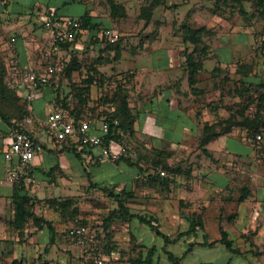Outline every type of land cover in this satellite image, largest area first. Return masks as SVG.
<instances>
[{
    "label": "crops",
    "instance_id": "crops-1",
    "mask_svg": "<svg viewBox=\"0 0 264 264\" xmlns=\"http://www.w3.org/2000/svg\"><path fill=\"white\" fill-rule=\"evenodd\" d=\"M1 7L9 13V20L12 21H7L9 25H0V54L9 64L17 60L21 66H33L35 69L40 67L39 55L43 47L47 46L49 38V32L40 19L41 13L54 10L61 17H80L88 13L94 23H103L90 3H86L79 15L69 14L51 4L45 8L37 4L32 15H29L25 12L26 6L19 0H11L8 5ZM25 21L35 25H24ZM9 29H13L10 34ZM179 31L175 34L161 32L159 37L141 39L134 56H131L130 65L122 67L123 70L129 67L130 75L127 77L122 72L119 76L130 89V107L136 115V139L144 143L147 149L156 147L172 151L170 163L178 160L182 163L177 174L169 182L158 180V171L148 167L146 161L136 162L137 151L134 161L126 158L100 159L98 147L83 149L76 145L78 149L75 151L73 145L67 144L76 143L57 140L37 122L28 126L43 145V151L33 161L34 185L29 189L36 201L35 211L56 225L53 221L55 217L50 215L56 211L46 204L41 212L39 203L44 205L49 199L75 196L71 192L75 185L90 190V183L93 182L103 189L128 191L130 211L144 216L149 213L158 219L157 225L167 237L170 232L178 237L181 223L187 217L192 219L200 215L203 228L199 227L197 233L192 234L195 237L187 242L188 249L219 246L229 255L226 264H264V137L256 141L255 145L246 131L235 129L210 142L204 147L205 150L198 147L204 125L229 118L232 114L230 107L241 101L240 95L230 91L234 87L233 82L240 80L242 75L237 72V68L235 70L233 65L230 66L233 56L229 58L219 52H212L214 49L210 47L211 58L204 61L199 73L200 80L193 90L185 64L187 44L183 40L181 28ZM188 45L189 50H192L191 44ZM236 59V63L244 62ZM215 69H218L217 73H213ZM19 81L15 87L9 78L10 85L17 89L21 103L26 107L28 90L25 83ZM98 89L101 88L92 86L93 100ZM41 94L47 95L46 99L38 102L43 96ZM32 104L33 116L41 120L52 110L60 108L50 85L39 89ZM11 124L0 116V259L7 254L13 256L12 259H21L20 254L25 247L11 226L14 217L11 202L14 182L8 176L9 162L4 157ZM226 135L229 138L227 142L224 139ZM213 143H217V147L213 148ZM114 150H120V146L115 144ZM89 166L96 168L94 174L89 172ZM215 218H219V230L223 227L232 241L231 248L222 242L212 246L200 244L206 237L209 242L221 238V230L220 236L211 238L206 227V222ZM189 225L190 222L186 229ZM33 230L30 233L35 232ZM43 230L46 246L51 235L48 229ZM57 231L56 227V237ZM198 234L201 238L195 239ZM36 236L37 233L33 234L29 242L35 243ZM157 237L164 239L161 247L166 253L172 252L167 249L170 245L165 238ZM37 244L41 246L43 243L36 240ZM142 244L150 246L148 242ZM0 264L3 262L0 261Z\"/></svg>",
    "mask_w": 264,
    "mask_h": 264
},
{
    "label": "rangeland",
    "instance_id": "rangeland-1",
    "mask_svg": "<svg viewBox=\"0 0 264 264\" xmlns=\"http://www.w3.org/2000/svg\"><path fill=\"white\" fill-rule=\"evenodd\" d=\"M19 1L26 6L25 12L29 15H32L33 9H35L34 6H37V4H42L43 8L51 4L60 7V9H63L64 12L69 14L79 15L83 12L86 3H90L103 21L102 25H109V28L118 34L116 40L112 41L108 37H103V41L99 40L95 42L94 40L98 39L95 37L91 38V33L84 31L72 46L74 52L63 49L57 55L59 68H64L73 56H76L82 65L81 69L74 71L70 78L63 75V73L59 75V78H55L59 83L60 92H63V96L71 93L73 91L72 87L83 85L82 80L87 76V70L92 65L97 68L98 73L107 77L105 88L108 90L114 89L119 81H123V78L121 79L119 77L122 72H125L122 75L126 74L127 77L130 75V72H128L129 67L127 70H123L122 67L130 65L131 56H134V51L137 50L141 39L142 41L147 38L153 39L159 37L161 32L166 31L174 34L180 33L179 28H181L183 23H188L193 26L206 25L210 27L214 31V34L206 35L205 42L210 47H213L214 51L212 52H219L221 55L229 58L233 56L230 66L233 65V69L235 68V70L238 62L236 63L234 59L244 60L243 64H250L253 67V70L250 72L252 76L250 77H254V80L264 81V20L257 15V9L252 1L244 2V7L247 12L250 15L253 14L251 18L242 16L238 9L224 5L218 2V0H114L124 7L126 17L120 16V13L111 7L109 0ZM154 4L156 6L153 9L151 18L149 20L145 18L141 19L142 8H149ZM0 5L3 6L1 0ZM1 6L0 25H9L7 21H12L9 20L10 15ZM147 11L149 10L146 9L144 12L146 16H148L146 14ZM24 25L35 24L25 21ZM38 30L41 31L42 29L39 28ZM12 31L13 29H9V34ZM116 43L119 44L120 51L111 48L110 45H116ZM48 47L49 45L47 44L43 49ZM41 52L39 55L40 67L37 69H43L45 67ZM9 70L11 72L9 77L11 80L12 69L10 68ZM101 94V89H98L97 93L94 94L96 97L95 100L100 99ZM41 95L43 96L38 102L45 101L46 99L47 95ZM67 101L69 102L70 111L75 117L78 119L86 118L76 114L78 111H76L75 107L78 100L76 98L74 99L73 94L68 97ZM57 103L61 108L62 100H59ZM112 107L114 105L109 106V108ZM106 108L101 106L99 110L98 108L94 109L98 112L105 113L108 112ZM90 109L92 108L90 107ZM259 135L260 138L258 137ZM263 137L264 133L262 135L250 132L249 135L250 141L254 142L255 145ZM224 139L225 142L229 140L227 135L224 136ZM129 144L134 147L130 139ZM217 145V143L211 144L213 148L217 147ZM251 150L252 148H250V152ZM171 165L178 171L182 163L178 160ZM162 168V166H159L155 171H159ZM88 170L92 174L96 172L94 166H89ZM33 185L34 182L31 186ZM71 192L75 196H72L74 198L73 204L68 206V210L64 211L62 216L57 211L56 213L52 212L50 214L51 217H55L53 221H55V226L58 231L55 242L51 243L48 251L44 250V243L46 242L45 230L41 231V229L36 228L32 222L28 224V234L21 239V243H25L24 250L20 254V257L24 259V264H94V256L91 251L78 245L67 236V231L79 223L90 225L94 229H98L99 233H101V240L100 237L98 238V246L104 253L106 259L105 264H142L143 261L147 262L149 259L150 251H152V254H150L152 259L151 264H172L164 247H161L164 239L157 237L158 235L155 231L150 229L148 225L141 223L137 218L123 219L116 217L113 219L109 229H105L104 218L110 211L118 207V203L109 193L93 188L89 190L79 185H75ZM126 203L131 210L129 200ZM46 204L49 203L46 201L44 205L39 203L41 212L44 210L43 207ZM145 214L151 218L154 224L159 225L158 219L149 213ZM190 220L191 218L187 217L181 223L182 226L180 227L178 237L174 236L175 233L170 232L171 234L168 237L169 241L167 242L170 246L167 249L171 250L179 258L180 264H226L229 255L225 254L222 250L223 248L219 246L211 248L196 246L188 249L189 244L187 242L194 240L193 237H195L192 234L188 235L185 233ZM173 226L176 227V224L173 223ZM206 227L209 230L211 238L214 235L220 236L219 218L207 221ZM31 229H34L33 231L35 232L30 233ZM35 233H37L34 239L35 243L29 242V238ZM199 238H201V235L198 234L195 239ZM36 240L43 244L41 246L37 244V246ZM142 242H148L150 246H145ZM12 257L10 254H7L0 261L3 264H11Z\"/></svg>",
    "mask_w": 264,
    "mask_h": 264
},
{
    "label": "trees",
    "instance_id": "trees-1",
    "mask_svg": "<svg viewBox=\"0 0 264 264\" xmlns=\"http://www.w3.org/2000/svg\"><path fill=\"white\" fill-rule=\"evenodd\" d=\"M111 3V7L120 13V16L126 17V12L124 7L121 4L116 3L114 0H109ZM245 1H252L253 5L257 9V15L264 20V0H218V2L223 3L229 7H233V9H238L240 14L245 17L251 18L253 16L250 15L244 7ZM155 4L150 6L149 8H142V12L140 18H145L149 20L152 16L153 9L155 8ZM148 9L146 16L144 12ZM79 19L82 23V29L84 31H88L91 33V38L95 37L98 40H94L95 42L102 40L101 32L105 28H109L107 25H102V23H94L92 16L88 13L80 16ZM81 32L75 40L68 41L63 45V49L66 51L74 52L72 46L76 41L80 38ZM181 33L183 36V40L186 45V49L184 51V55L186 57V69L189 75V82L194 90L195 85L199 82V73L204 67V61L208 58H211L210 46L205 42L206 35L214 34L209 27L205 25L201 26H193L188 23H183L181 26ZM94 39V38H93ZM191 44L192 50H189V45ZM111 48H115L120 51L119 44L116 45L111 44ZM189 46V47H188ZM82 65L79 63L77 57L73 56L70 61H68L67 65L64 68H59L58 70V78L59 75H65L66 77H71V74L81 69ZM9 62L0 54V116L8 121L12 122L13 120L17 122H22L26 115H28V110L25 105L21 103V96L18 93L17 89L12 87L9 83V77L11 75ZM253 70L252 65L250 64H237V72L242 75V78L238 81L233 82V88L230 92L234 95H240L241 101L237 103L235 106H231L230 110H232V114L229 118L225 120H220L215 123H206L201 131L198 140V147L205 150V146L210 142L216 140L219 136L232 132L235 129H241L247 132L250 135V132L264 133V81L263 80H254V77L250 74ZM218 69H215L213 73H217ZM55 76L50 80L51 83L46 85H50L52 87V91L54 92L55 100L58 102L62 100L61 108L67 109L70 111V106L68 97L73 94L74 99L78 100L76 105V114L81 117H88L93 120L100 119L103 115H107L111 119L117 118L119 120V126L124 131L125 134L128 135V138L131 140V143L135 147L138 152L137 163L140 161H146L148 163V167H152L156 169L159 166L163 168L158 171V180L160 179L162 182H169L173 175L177 174V170L170 163V159L173 156V152L168 148H156L151 147L149 149L145 148L144 143L136 139L135 137V128L134 122L136 120V115L134 114L132 108L130 107V89L126 85L125 82L119 81L114 89L108 90L105 88L107 77L98 73V70L95 66H89L87 70V76L83 78V85L72 87V92L63 96V92H60L59 83L55 80ZM97 85L102 89V94L100 99L93 100L92 98V86ZM70 94V95H69ZM94 105H93V104ZM114 105V109L109 108V106ZM104 108L108 109V112L101 113L98 112L94 108ZM90 107L92 109H90ZM92 111H90V110ZM94 111H96L94 113ZM71 112V111H70ZM239 116H241L239 119ZM263 132V133H260ZM64 141V140H63ZM69 141V140H67ZM68 146L73 145L72 149L77 150V144H67ZM91 148V147H83ZM129 161V160H128ZM131 162V161H130ZM165 171L166 175L162 176L160 174L161 171ZM152 175V174H151ZM157 176V175H155ZM30 186L31 184H26L24 182L14 183V192L11 197V202L13 206V219L11 220V226L13 230L17 233L19 240L25 237L28 232L27 226L29 223H33L38 229L46 228L50 233L49 242L46 244L44 250L48 251L51 243L55 242L56 239V227L52 221L46 219L44 216L38 215L35 211L36 201L35 198L30 194ZM91 188H99L105 190V192L109 193L116 202L118 203V207L112 211L104 218L105 229L108 230L113 219L116 217L123 219L130 218H138L143 223L148 225L153 231L156 232L157 235L163 236L166 242L169 241V238L163 234L157 224H154L151 218L132 213L127 205V200L130 196L128 191H116L114 189H103L98 184L93 182L90 183ZM74 198L71 196L64 197L62 199H49L48 203L50 206L60 213L62 216L63 212L68 210V206L73 204ZM81 224V223H79ZM85 224V223H83ZM199 227L203 228V223L201 220V216L197 215L193 217L190 221V225L188 229L185 231L186 234H196ZM93 228V227H92ZM94 229V228H93ZM97 233H99L98 229H94ZM221 230V238L219 240H215L209 242L207 237L200 244L203 245H215L217 242H222L227 247H232V241L228 239L226 231L223 227H220ZM101 240V233L98 234V238ZM152 251L149 253V259L143 261L142 264H151L152 259L150 257ZM168 258L172 262V264H180L179 258L174 255L172 252L167 251ZM24 259L21 258H13L11 260V264H24ZM47 264V263H46Z\"/></svg>",
    "mask_w": 264,
    "mask_h": 264
},
{
    "label": "built area",
    "instance_id": "built-area-1",
    "mask_svg": "<svg viewBox=\"0 0 264 264\" xmlns=\"http://www.w3.org/2000/svg\"><path fill=\"white\" fill-rule=\"evenodd\" d=\"M10 1L1 0V4L6 6ZM40 19L49 32V47L42 49L41 52L45 67L43 69L23 67L17 60L10 63L11 84L16 87L20 79L27 87L26 108L29 113L22 122L13 120L7 133L8 147L4 151V157L9 162V178L14 183L32 184L34 182L33 161L37 154L43 151V145L34 137L33 131L28 126L37 122L46 128L49 135L59 141L71 140L81 147L100 148V159L136 160L137 152L129 144L128 135L120 128L117 118L111 119L103 115L97 120L88 117L78 119L69 110L63 108L52 110L42 120L33 116L32 101L37 92L41 87L51 83L50 80L54 76L58 78L57 55L62 52L64 44L75 40L83 32L79 17H61L54 10H46L40 14ZM100 35L112 41L118 37L117 32L111 28L103 29ZM11 40L14 41L15 38L12 37ZM258 137L260 138V135ZM115 144L120 146V150H114ZM160 174L164 176L166 172L162 170ZM67 236L91 251L94 264H105L104 253L98 246V234L90 225H74L67 231Z\"/></svg>",
    "mask_w": 264,
    "mask_h": 264
}]
</instances>
